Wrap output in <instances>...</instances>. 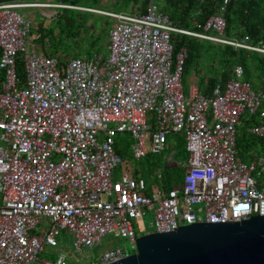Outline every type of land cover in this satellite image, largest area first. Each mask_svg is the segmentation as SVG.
Wrapping results in <instances>:
<instances>
[{
  "label": "built area",
  "instance_id": "built-area-1",
  "mask_svg": "<svg viewBox=\"0 0 264 264\" xmlns=\"http://www.w3.org/2000/svg\"><path fill=\"white\" fill-rule=\"evenodd\" d=\"M226 3L201 31L175 25L152 3L132 12L67 5L111 22L105 55L59 60L35 49L30 17L17 10L65 5L0 2V264H70L84 252L82 264H93L135 248L141 234L264 215V156L247 151L244 161L235 147L241 118L264 140V92L238 64L209 94L197 78L184 91L186 52H174L170 40L186 34L264 54L263 45L223 37ZM172 134L183 139L186 158L165 157V166L182 167L166 188L161 169L148 180L134 163L165 150ZM116 144H124L125 159ZM144 210H152L149 230ZM104 235L126 239L128 248L89 257Z\"/></svg>",
  "mask_w": 264,
  "mask_h": 264
},
{
  "label": "trees",
  "instance_id": "trees-1",
  "mask_svg": "<svg viewBox=\"0 0 264 264\" xmlns=\"http://www.w3.org/2000/svg\"><path fill=\"white\" fill-rule=\"evenodd\" d=\"M5 1L10 0H0V2ZM135 1L142 2L144 5L143 9L138 11H143L145 5L148 2V0ZM54 2L64 5L70 4L74 6H84L89 8L100 6V0H54ZM161 2V10L169 16V18L175 25L190 31H201V25L203 24L205 19L211 14L218 12L222 0H161ZM138 5L137 2H135V6L137 7ZM54 10L55 13L52 17H54L55 24L57 26V37L62 38L65 36H70L72 38H75L76 36L77 40L86 44L89 49L96 44L97 40H99L101 29L107 27V33V29L110 25V23H105L104 21L102 23H97V25H99V29H101L96 32V35L94 37H90V35L88 34L93 30L87 26H84V20L86 19L85 17H87L89 14H92L93 12L73 9L66 6H59L57 8H54ZM223 17L224 28L222 35H228L229 28L231 29L232 26L234 28L241 26L242 31L247 34V39L248 41H250V43L254 45L264 46V0H227L223 11ZM79 29H81V32L78 31ZM57 37L56 33H53V27L42 28V26L40 25L37 29V36L35 40H39V42L42 43L45 42V44L48 45L50 39L53 38L56 44L54 47L50 48V46L48 45L47 52H43L41 49L40 50L45 54L56 57L55 52L61 45V41L58 42ZM170 40L173 45L174 52H176V50L180 47H183L185 49L186 58L183 63L184 71L188 67L195 66L197 60L200 57H203L204 51L209 46V40H195L193 36L186 34L171 33ZM258 41L261 42L259 43ZM92 52L99 51L91 50L88 54ZM235 64L241 66L243 71V79L249 82L252 89L264 92V54L256 51H250L249 55L247 56H240V61L232 64L226 70V72L222 74L219 81L208 76H202V78L199 79V74L196 71V73L198 74V81H200L201 83L200 90L204 94H209L212 87L216 83H221L224 80L230 78L231 67ZM16 69L17 73L20 74V63H17ZM251 73L259 75L257 85L254 81L251 80ZM247 124L248 121L244 118H241L239 125L236 127L235 147L238 151V156L242 160H245L248 157L246 156V150H248L247 148L249 146H263V149L259 152L264 156V140L249 134L246 131ZM177 141V143L181 144L180 150L178 152L170 151L175 162L180 161L179 159L184 160L186 158L183 139L180 137ZM168 142H172V144L173 142L176 143L174 139H169ZM116 150L118 154L121 155L124 159L128 156L124 144H116ZM152 168L153 166H147L144 170L150 172ZM181 172L182 167L176 164L171 163V165L169 166H164V169L162 170L164 187L167 188L173 182H177L180 178Z\"/></svg>",
  "mask_w": 264,
  "mask_h": 264
},
{
  "label": "rangeland",
  "instance_id": "rangeland-1",
  "mask_svg": "<svg viewBox=\"0 0 264 264\" xmlns=\"http://www.w3.org/2000/svg\"><path fill=\"white\" fill-rule=\"evenodd\" d=\"M110 1V0H109ZM135 2H137V7L135 6ZM113 3V4H111ZM152 3L154 5V7L158 8L161 10V0H148L147 4L145 5L148 6V4ZM111 4V5H110ZM64 5V4H61ZM70 5V4H68ZM66 7L67 4L65 5ZM74 6V5H73ZM84 7V6H81ZM99 7L101 8H106L109 10H113V11H129L131 12V9L134 10H142L144 5L142 2H138L135 0H112V2L110 1L108 4H106L105 2L102 3ZM81 10V9H79ZM17 11L19 12H26L28 13L30 20H31V24L30 27H32L33 29V33L32 35L37 36V29L38 27L41 25L42 28H48V27H53V33H56V37L57 35V26L55 24V19L54 17H52L55 13L54 8H24V9H18ZM25 13V14H26ZM32 18V19H31ZM86 19L84 20V26L89 27L90 29H92L93 31L91 33H89L88 35H90V37H94L96 35V32L99 31V25H97V23H102L103 21L105 23H110L111 20L101 14L98 13H92L89 14L87 17H85ZM32 21H34V23H32ZM231 27V25H230ZM106 28L104 27L103 29H101V35L99 40H97L96 44L91 47L89 49V47L86 46V44L82 43L81 41L77 40L76 36L75 38H72L70 36H65L62 38H58L57 40L58 42L61 41V45L58 47V49L56 50L55 54L56 57L59 58L60 60H65L68 57H71L73 55L77 56L80 55L82 53H89L91 50H97L99 52H101L103 55L106 54L105 51V45H106ZM79 32H81V29L78 30ZM229 34L224 36L227 40H231L232 42H240L241 40L245 41V44H249V45H253L252 43H250V41H248L247 39V34L242 31V27H237L234 28L233 26L231 27V29L229 28ZM34 36V37H35ZM193 38L195 40H199L201 41L200 38L194 37ZM259 43L261 41H258ZM35 43V49L38 50L39 52H47L48 50V45L51 47H54L55 41L53 40V38L50 39V42H48V45L45 44V42H39V40H34ZM42 51H41V50ZM230 50V51H229ZM42 52V53H43ZM250 51L239 47V46H235V45H229V44H222V43H218V42H211L209 41V46L208 48L204 51L203 53V57H200L197 60V63L195 66L193 67H188L192 70H194L195 72L197 71V73L199 74V79L202 78V76H208L211 78H215L219 81L220 77L222 76V74L224 72H226V70L234 63H237L238 61H240V56H247L249 55ZM193 73V72H191ZM196 73L195 77H198V74ZM194 76V74H193ZM187 76H182V84H183V90L186 91V87L189 83V79L186 78ZM192 77V75H191ZM258 78L259 75H256L254 73H251V80L254 81L256 83V85L258 84ZM198 88L199 90L201 89V83L200 81H198ZM123 136V137H122ZM120 137H122V142H126V138L124 135L120 134ZM180 137L176 134H172L170 135V139H174V141L176 143L173 142H168L166 144L165 150L161 151L160 153L157 154H153L150 155L148 154L147 157L145 156V158L140 159L139 161H136L134 163V166L137 167V169L139 170L140 174L147 178L148 180H150V172L152 173L156 168H159L161 170L164 169V166L166 164L165 162V157L170 153V151H175L178 152L181 148V144L177 143L178 139ZM248 150L246 151H253L255 153H258L259 151H261L263 149V146L257 145V146H249L247 148ZM238 152V151H237ZM246 156H248L244 161H249L252 158V154H247ZM179 160H183V159H179ZM147 166H153V168L151 169L150 172L145 171L144 169ZM143 224L146 228V230L150 229V222L152 220V210H144L143 214ZM62 243L64 245V250L70 255L71 251H72V247L70 245V240L68 238L67 235L62 236ZM111 246H120V247H125L128 248V243L127 240L121 237H113L112 235H104L102 236V238L100 239V241L98 242L97 246L92 248L91 253H89V257H94L96 256L98 253L106 250L108 247ZM47 250V249H46ZM85 252L78 255V254H73L72 257L77 258L79 260V262H73L70 264H82V261L84 259H86L85 256ZM39 258L44 259L47 258V254L45 252H41L39 253Z\"/></svg>",
  "mask_w": 264,
  "mask_h": 264
},
{
  "label": "water",
  "instance_id": "water-1",
  "mask_svg": "<svg viewBox=\"0 0 264 264\" xmlns=\"http://www.w3.org/2000/svg\"><path fill=\"white\" fill-rule=\"evenodd\" d=\"M133 242L135 248L93 264H264V215L183 224Z\"/></svg>",
  "mask_w": 264,
  "mask_h": 264
},
{
  "label": "crops",
  "instance_id": "crops-1",
  "mask_svg": "<svg viewBox=\"0 0 264 264\" xmlns=\"http://www.w3.org/2000/svg\"><path fill=\"white\" fill-rule=\"evenodd\" d=\"M43 1H48V2H51V3H56V2H54V0H43ZM111 2H112V0H110ZM109 0H100V5L102 4V3H106V4H108L109 2H110ZM56 4H59V3H56ZM111 4H113V3H111ZM110 4V5H111ZM42 8H46V7H42ZM47 8H57V7H47ZM92 8H96V9H101V10H109V9H106V8H101V7H97V6H94V7H92ZM111 11H113V10H111ZM132 11H135L134 9H131V12ZM126 12H129V11H126ZM24 13H26V12H24ZM26 15L28 16L29 14L28 13H26ZM32 19V18H31ZM32 23H34V21H32ZM31 32V33H30ZM32 33H33V29H32V27H30V29H29V35L33 38V40H35V38H36V36L34 37L33 35H32ZM191 72H193V73H191ZM193 74H194V76H193ZM191 75H192V77H191ZM195 75H196V72L194 71V70H192V69H190V68H187L185 71H184V73H183V76H187L186 78L187 79H189L190 81L191 80H193V79H196L197 78V85H198V77H195ZM197 76V75H196ZM190 81H189V83H190ZM187 88V87H186ZM151 173V172H150Z\"/></svg>",
  "mask_w": 264,
  "mask_h": 264
}]
</instances>
